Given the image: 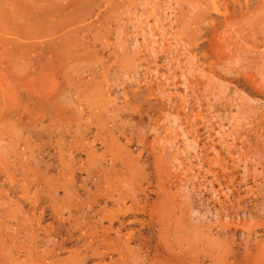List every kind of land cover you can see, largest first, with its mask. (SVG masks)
Listing matches in <instances>:
<instances>
[{"label": "rangeland", "instance_id": "rangeland-1", "mask_svg": "<svg viewBox=\"0 0 264 264\" xmlns=\"http://www.w3.org/2000/svg\"><path fill=\"white\" fill-rule=\"evenodd\" d=\"M0 264H264V0H0Z\"/></svg>", "mask_w": 264, "mask_h": 264}, {"label": "bare ground", "instance_id": "bare-ground-1", "mask_svg": "<svg viewBox=\"0 0 264 264\" xmlns=\"http://www.w3.org/2000/svg\"><path fill=\"white\" fill-rule=\"evenodd\" d=\"M11 201V200H10Z\"/></svg>", "mask_w": 264, "mask_h": 264}]
</instances>
